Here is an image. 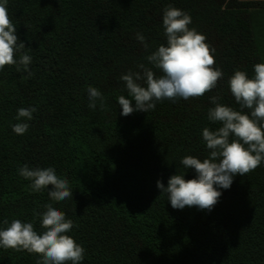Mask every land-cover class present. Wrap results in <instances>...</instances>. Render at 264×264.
I'll use <instances>...</instances> for the list:
<instances>
[{
    "label": "trees",
    "instance_id": "trees-1",
    "mask_svg": "<svg viewBox=\"0 0 264 264\" xmlns=\"http://www.w3.org/2000/svg\"><path fill=\"white\" fill-rule=\"evenodd\" d=\"M168 5L191 16L189 28L206 36L223 77L202 97L123 116L118 97L131 98L120 77L141 64L162 74L147 56L167 43ZM7 9L33 75L23 79L14 65L0 71V228L19 219L41 234L33 210L51 203L74 222L66 234L85 248L81 264H264V162L219 189L211 211L173 209L157 188L175 174L196 177L183 157H208L202 131L222 126L207 118L211 97L240 110L228 80L236 70L252 78L264 63V1L8 0ZM89 86L100 90L103 107L99 100L88 107ZM22 107L37 111L18 135L12 125ZM24 165L54 168L73 197L55 202L48 189L31 192L18 172ZM38 259L0 248V264Z\"/></svg>",
    "mask_w": 264,
    "mask_h": 264
},
{
    "label": "clouds",
    "instance_id": "clouds-1",
    "mask_svg": "<svg viewBox=\"0 0 264 264\" xmlns=\"http://www.w3.org/2000/svg\"><path fill=\"white\" fill-rule=\"evenodd\" d=\"M7 3L8 0H0V71L5 66L14 65L17 72L27 73L23 79H28L33 75L30 69L32 58L23 52L25 44L19 41ZM162 23L167 43L147 56L162 74L157 76L151 68L141 64L139 71L129 70L120 77L131 98L118 97L123 116L137 111L148 113L155 109L157 102L164 100L176 102L202 97L223 77L222 70L215 67V49L206 43L205 35L189 28L192 19L186 11L168 5ZM136 39L148 47L146 37L140 32L136 33ZM17 54L19 59H16ZM254 73V77L249 78L245 71L236 70L228 80L240 110L219 103L218 97L210 98L214 107L208 110L207 118L222 126L215 131L208 127L202 131L209 155L203 160L191 155L181 160L186 169L195 170L196 177L186 180L185 175H172L167 187L157 181V188L167 194L173 209L195 206L199 210L211 211L222 195L219 189H229L235 176H244L264 162V63L255 64ZM87 92L89 108L95 109L97 100L103 107L104 97L99 89L89 86ZM244 109H248L250 115L245 114ZM36 111V107L17 109L15 119L18 122L12 125V131L25 134L30 127L25 121L32 120ZM18 172L31 182L28 188L33 193L48 189L50 199L55 202L73 197L67 179L59 177L52 167L41 169L24 165ZM43 207V212L33 210V216L40 218L44 229L41 234L34 230L31 222L13 219L9 223L4 219L6 227L0 228V248L37 254L40 259L36 264H81L86 250L66 234L74 222L51 203Z\"/></svg>",
    "mask_w": 264,
    "mask_h": 264
},
{
    "label": "crops",
    "instance_id": "crops-1",
    "mask_svg": "<svg viewBox=\"0 0 264 264\" xmlns=\"http://www.w3.org/2000/svg\"><path fill=\"white\" fill-rule=\"evenodd\" d=\"M250 1H264V0H250Z\"/></svg>",
    "mask_w": 264,
    "mask_h": 264
}]
</instances>
